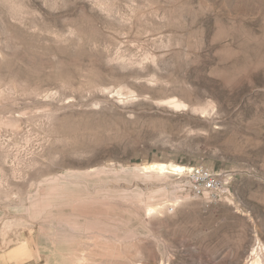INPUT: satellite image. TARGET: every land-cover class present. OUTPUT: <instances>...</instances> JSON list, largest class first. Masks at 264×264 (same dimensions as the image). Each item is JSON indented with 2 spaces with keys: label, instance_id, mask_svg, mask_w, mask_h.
<instances>
[{
  "label": "rangeland",
  "instance_id": "obj_1",
  "mask_svg": "<svg viewBox=\"0 0 264 264\" xmlns=\"http://www.w3.org/2000/svg\"><path fill=\"white\" fill-rule=\"evenodd\" d=\"M193 166L227 195L194 194ZM261 245L264 0H0V264H264Z\"/></svg>",
  "mask_w": 264,
  "mask_h": 264
},
{
  "label": "built area",
  "instance_id": "obj_2",
  "mask_svg": "<svg viewBox=\"0 0 264 264\" xmlns=\"http://www.w3.org/2000/svg\"><path fill=\"white\" fill-rule=\"evenodd\" d=\"M185 175L189 181L191 191L216 201L228 193L229 174L215 171L204 166L190 167Z\"/></svg>",
  "mask_w": 264,
  "mask_h": 264
},
{
  "label": "bare ground",
  "instance_id": "obj_3",
  "mask_svg": "<svg viewBox=\"0 0 264 264\" xmlns=\"http://www.w3.org/2000/svg\"><path fill=\"white\" fill-rule=\"evenodd\" d=\"M157 167H158L159 169H165V168H166V166H165L164 164H159V165H157ZM169 167H170V168H173V169H178V170H183V169H185L184 166L179 165V164H170ZM262 250L264 251V245H261V246H260V251H261V253L263 252ZM253 258H254L253 262H254L255 264H259V256H258V253H257V252L254 254ZM253 262H252V263H253Z\"/></svg>",
  "mask_w": 264,
  "mask_h": 264
}]
</instances>
